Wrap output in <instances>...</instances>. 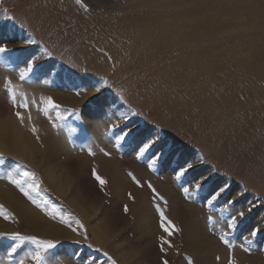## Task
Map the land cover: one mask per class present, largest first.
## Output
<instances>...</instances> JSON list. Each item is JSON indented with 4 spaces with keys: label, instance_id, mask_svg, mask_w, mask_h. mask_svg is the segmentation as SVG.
<instances>
[{
    "label": "rangeland",
    "instance_id": "1",
    "mask_svg": "<svg viewBox=\"0 0 264 264\" xmlns=\"http://www.w3.org/2000/svg\"><path fill=\"white\" fill-rule=\"evenodd\" d=\"M58 1L61 5L73 6L75 15L72 19H67L66 23L69 24L52 29L45 21L40 23L39 18L33 15L40 0H0V41L9 49L5 53H0L1 115L6 117L7 113L4 114L6 110L13 116L16 125L37 143L40 152L47 150L49 142L47 140L44 142L39 135L54 137L56 145L62 139L66 147L72 151L75 161L78 160L77 154L74 153L76 150L81 153L83 149L91 153L89 156L92 157L101 142L108 139L110 146L119 153H134L136 156L139 154L136 145L140 147L145 142L156 140L154 147L143 156L139 154L137 157L140 162L146 164L149 172L157 177L168 174L177 184L183 185L187 176L195 177L198 172L203 173L206 168L204 177L206 181L199 183L201 185L199 189L195 184L189 194L184 192L182 186L184 201L202 202L206 198V206L216 216L225 220L226 226L223 228V233L219 234V238H223V243L225 239L228 240L227 244L224 243L226 246L229 244L227 247L235 241H241L250 248L259 249L264 253L263 190L262 188V191L250 190L246 185L247 180L254 178V174L249 172L238 179L231 173L227 176L225 173L226 177L221 186L225 190L214 201L211 200V195L218 190L214 191L212 186L218 180L219 172L214 163L206 167L207 155L202 147L194 145L188 148L196 161L191 163L193 166L191 170L183 177L177 178V173L182 169L180 165L184 164L183 161L187 158L188 149H184L183 144L176 143L177 140L168 136L166 129L157 122L159 109L151 101L157 95L155 93L147 95L146 101L149 104L143 103L144 105L131 100L134 87L141 83L142 75L147 76L149 73L152 79L147 76L148 80L144 79L141 84L148 85L153 82L161 86V90L171 86L170 80L173 84L176 83L177 78H170L177 67L176 58L182 56L189 46L185 44L161 52V58L152 63H138L136 58L139 60L140 55L136 57L131 51L126 54L121 53L120 48L116 46L117 41L119 44L120 35L130 33L131 27L141 20L147 22L146 28L149 30L153 28L154 21H157L160 29L163 23L167 24L169 29L180 24V29L184 31L186 28L190 30V27L185 25L193 24L195 20L203 18V14L213 18L212 23H215L214 19L220 15L222 21L229 24L224 29L226 37L215 39L206 45L223 42L229 47H241L237 59L247 58L248 55L256 58V65H252L251 75L248 72L247 75L250 77L247 78L252 80L260 76L264 79V12H262L264 0H81L80 3H77V0ZM54 4L57 5L56 2ZM193 18L194 20L191 21ZM92 37H99L100 43L103 42L102 46L95 45L94 40H91ZM106 44L112 45V49L104 48L107 47ZM78 49L84 52L81 53ZM94 49L106 59L101 67L97 68L98 70L87 67L86 64L92 62L88 58L81 62L83 55L85 54L86 57L88 51L96 53ZM109 51L111 52L108 53ZM74 52L78 53V56L75 55L73 58ZM112 53H117L116 58H112ZM233 54L230 52V55ZM132 61V69L129 70L126 64ZM28 64L32 65V71L21 78L20 73ZM157 65L161 66L160 69ZM156 67L158 75L154 78L151 70ZM159 75L161 79L157 78ZM20 83L26 86L39 83L41 84L39 87L51 93H68L83 101L79 105H71L49 96L31 101L27 96V88L22 90L19 87ZM85 95H89V98H84ZM47 98L58 107L51 108L46 104ZM258 103L259 108L264 104V99ZM46 107L49 108L47 114L44 111ZM102 107L106 108L107 112L100 114L96 128L92 131L85 113L99 110L101 112ZM17 113L20 115L18 116ZM239 113L246 114L245 110ZM97 115L96 118L99 116ZM219 131L221 129L216 130L215 133ZM123 133H127V136L123 141H119L117 137ZM60 159L65 160V155H61ZM90 168L87 177L89 175L100 191V201L97 203L98 211L93 213L90 219H86L69 201L72 188L64 195L58 193L49 184L40 167L31 164L23 157L0 149V206H2L0 221L6 224L0 229V233L6 234L0 236V264H21V261L23 264H135L128 258L127 248L121 244V241L129 238L141 245L144 241H148L143 234L140 235L136 216L127 203L122 200L113 202L114 195L109 180L93 165ZM231 169V171L236 170L234 166H231ZM77 173L74 164L71 163L69 183L73 187ZM96 175L106 181L103 187L96 180ZM128 177L134 184H138L132 172L128 173ZM14 180L18 181L19 185L14 184L12 182ZM2 189L22 198L46 219L67 230L68 235L55 237L29 230L22 222V218L3 199ZM161 200L156 213L160 220H162L161 214L169 219L163 196ZM124 206L129 209L127 213L124 212ZM241 212H243L242 216ZM103 214L114 221L111 225L112 235L105 236L106 239L100 241L96 238L91 224L102 225ZM6 216L8 218H5ZM14 233L24 237H36L41 241H51L55 247L38 249V246L31 241H13L11 236ZM149 240L155 243L161 264L164 260H167L168 264H179L180 257H183L185 262H191V254L182 255L179 250L178 253L177 251L174 253L164 244V251H161L162 242L154 241L150 236ZM14 245L19 246L12 251ZM38 250L43 258L40 261L34 259V254Z\"/></svg>",
    "mask_w": 264,
    "mask_h": 264
},
{
    "label": "bare ground",
    "instance_id": "2",
    "mask_svg": "<svg viewBox=\"0 0 264 264\" xmlns=\"http://www.w3.org/2000/svg\"><path fill=\"white\" fill-rule=\"evenodd\" d=\"M55 2L57 5L54 4ZM37 5L33 15L35 18H39L40 23L45 21L46 25L52 29L69 24V22L66 23L67 19H72L75 15L73 6L61 5L58 0H40ZM203 16V18L195 20L193 24L185 25L190 27V30L186 28L182 31L180 24L169 29V26L164 23L161 24L160 29L157 21H154L153 28L149 30L146 28L147 22L141 20L131 27L130 33L120 35L119 44L117 41L116 46L120 48L121 53L126 54L131 51V54L136 57L140 55L139 60L136 58L138 63L156 62L161 58V52L185 44L189 46L182 56L176 58L177 67L170 77L177 78L176 83L173 84L170 80L171 86L161 90V86L153 82L148 85L141 84L144 79L151 78L149 73L148 77L142 75L141 83L134 87L131 100L139 105H144L148 103L147 95L153 93L157 95L151 100L159 109L156 120L160 126L164 127L163 129H166L168 136L177 140L176 143L183 144L184 149L200 145L207 155L208 164L206 167H210L209 164L213 163L217 166L219 178L212 186L214 191L221 188L228 174L231 173L232 176L240 179L246 173L252 172L254 178L247 180V188L250 190H261L262 188L263 191H261L264 195V104L257 107L258 101L264 99V79L260 76L252 80L247 78L251 75L252 65H256V58L248 55L247 58L237 59L241 47H229L223 42L206 45L215 39L226 37L224 29L229 24L222 21L220 15L214 19L215 23H212L213 18L209 15L203 14ZM193 20L194 18L191 19V21ZM167 29H169L168 32H166ZM68 31L70 32V30ZM99 37H92L91 40H94L95 45L102 46L103 42L100 43ZM103 37L105 36L103 35ZM108 47L112 49V45L104 48L108 49ZM100 48L102 49V47ZM78 50L84 52L81 49ZM95 52L88 51L86 57L84 54V58L81 59L82 63L87 58L92 61L86 64L87 67H92L91 70H98L106 61L101 53L96 50ZM230 52L234 54L230 55ZM103 54L105 53L103 52ZM112 54V58H116L117 53ZM75 55L78 56V53L74 52L73 58ZM79 56L81 57V55ZM132 65L133 61L126 64V67L131 70ZM157 66L160 69L161 66ZM151 71L155 78L158 75V68H153ZM248 72L250 75H247ZM157 78L161 79V75ZM39 85L41 84L26 86L20 83L19 87L22 90L27 88V96L31 101L43 96L53 97L55 100L71 105H79L83 101L68 93H51ZM177 87L179 88L173 89ZM89 95H85L84 98L88 99ZM102 108L101 112L99 110L85 113L92 131L96 128L100 114L107 112L106 108ZM242 110H245V115L239 113ZM4 114L6 117L0 113V149L6 153L23 157L31 164L40 167L49 184L58 193L64 195L72 188L73 192L69 201L86 219H90L93 213L98 211L97 203L100 201V191L95 187V183L89 175L87 177L91 165L109 180L114 195L113 202L122 200L127 203L136 216V225L140 235L143 234L148 241H144L142 245L129 238H124L121 241V244L127 248L128 258L135 264H161L158 260V252L155 250L157 249L156 245L150 242L149 236L154 241L162 242L161 238L167 240L169 243L164 246L171 248L174 253L179 250L182 255L191 254L192 263L185 262L184 258L180 257L179 264H264V253L259 249H252L241 241H232L230 247H227L229 244L224 245L223 238H219V234L223 233V228L226 226L225 220L216 216L206 206V198L202 202L184 201L182 186L188 188L190 194L193 185L206 181L204 180L206 168L203 173L198 172L195 177L187 176L184 184L179 185L168 174L163 175L164 177L154 176L151 171L149 172L146 164L138 160L139 154L137 156L134 153L121 154L110 146L109 139L101 142L92 157L89 156L91 153L83 151V149H81V153L76 150L74 153L77 154L78 160L75 161L72 151L66 147L62 139L56 145L54 137L41 134L39 138H42L44 142L47 140L49 144L47 150L40 152L37 143L16 125L14 117L6 110ZM96 114L99 115H97L98 118L95 117ZM218 129L221 131L215 133ZM138 148L139 146L136 145V150ZM61 155H65V160L60 159ZM194 161L196 158L188 149L187 158L180 166L183 168L187 163ZM71 163L78 171L74 178V187L69 183ZM231 166H234L236 170L231 171ZM129 172H132L134 177L136 176L138 184H134L129 179ZM242 173L243 175H241ZM2 192L3 199L32 232L47 233L55 237L68 235L67 230L46 219L16 194H12L6 189H2ZM162 196L168 220L175 225V228L179 229V231H174L165 224L172 232L171 235L164 231V227L161 226L162 220L156 213ZM101 221H103L102 225L100 223L91 224L96 238L100 241L106 239L105 236L112 235L111 225L114 220L103 214ZM5 226L6 224L0 221V229Z\"/></svg>",
    "mask_w": 264,
    "mask_h": 264
},
{
    "label": "snow or ice",
    "instance_id": "3",
    "mask_svg": "<svg viewBox=\"0 0 264 264\" xmlns=\"http://www.w3.org/2000/svg\"><path fill=\"white\" fill-rule=\"evenodd\" d=\"M81 0H77V3H80ZM9 49L7 48V45L4 44L2 41H0V53H5L7 52ZM30 71H32V65L31 64H28L27 68L22 70L20 75H21V78H24ZM14 95V94H13ZM46 104H49L51 106V108H56L58 107V105H55V104H52L51 103V100L50 98H47L46 101H45ZM45 111V114H47V112L49 111V108L46 107L44 109ZM17 115L19 116L20 113H17ZM127 136V133H123L121 135H119L117 137V139L119 141H123ZM157 143L156 140H151L149 142H145L142 144V146L139 147L138 149V152L141 156H143L146 152H148L152 147L155 146V144ZM192 164L191 163H187L185 167H183L178 173H177V178H181L185 175V173L189 170L192 169ZM96 180L100 183L101 187L104 186V184L106 183L105 180H103L99 175H96ZM14 184H17L19 185V182L18 181H12ZM201 187V185L199 183L196 184V188L199 189ZM23 190V189H21ZM225 190L224 187H221L220 189H218L216 192H214L212 195H211V200H215L216 198H218V196L220 195L221 192H223ZM189 191L188 188H184V192L187 193ZM0 208H2V206H0ZM129 211L128 207L127 206H124V212L127 213ZM162 215V221H161V226L164 227V231L167 232L169 235L172 234L171 231H169V227H166L165 224H167L168 226H170L172 228V230L174 231H179V229L175 228V225L172 224V222L170 220L167 219V217H163V214ZM240 215L242 216L243 215V212L240 213ZM5 218H8L7 216ZM82 226V225H81ZM257 231H259L257 229ZM6 235L5 233H0V236H4ZM253 235H255V233H253ZM11 239L13 241H16V240H26V241H31L33 244H36L38 246V249H51V248H54L55 247V244L51 241H41V240H38L36 237H24V236H21L19 233H14L12 234L11 236ZM162 239V245H161V251H164V248H163V244H166V243H169L167 240H164L163 238ZM224 243L227 244L228 243V240H224ZM19 245H14L13 248H12V251H15L16 248L18 247ZM170 246V245H169ZM34 259H36L37 261H40L42 260V256L39 254V250L34 254ZM21 264H23V261H21ZM163 264H168V261L167 260H164L163 261Z\"/></svg>",
    "mask_w": 264,
    "mask_h": 264
}]
</instances>
